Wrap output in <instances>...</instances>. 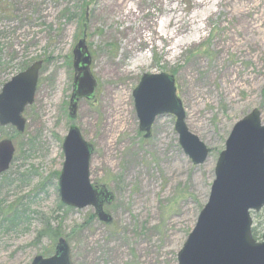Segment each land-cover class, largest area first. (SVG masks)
<instances>
[{
	"label": "rangeland",
	"instance_id": "rangeland-1",
	"mask_svg": "<svg viewBox=\"0 0 264 264\" xmlns=\"http://www.w3.org/2000/svg\"><path fill=\"white\" fill-rule=\"evenodd\" d=\"M84 38L97 88L72 119L74 50ZM37 62L25 133L0 126V143L15 148L0 176V264L52 257L61 238L71 264H178L234 126L253 110L264 124V0H0V92ZM146 74L174 76L186 124L211 151L204 164L182 149L172 115L145 139L133 93ZM122 92L130 116L109 129L106 105ZM71 127L93 147L92 184L114 197L105 204L111 224L61 201ZM252 217L261 241L264 209Z\"/></svg>",
	"mask_w": 264,
	"mask_h": 264
},
{
	"label": "water",
	"instance_id": "water-1",
	"mask_svg": "<svg viewBox=\"0 0 264 264\" xmlns=\"http://www.w3.org/2000/svg\"><path fill=\"white\" fill-rule=\"evenodd\" d=\"M91 55L82 39L74 50V93L69 113L76 117L82 98L92 99L97 81L90 72ZM42 62L5 84L0 92V126H13L24 134L27 121L25 109L35 102ZM140 131L145 139L152 136L158 117L176 118L175 130L184 152L195 165L204 164L211 153L209 148L186 124V112L177 96L176 80L168 74L144 75L133 93ZM261 112L253 110L233 128L220 154L209 201L201 211L197 224L181 251L178 264H264V234L258 242L252 234V212L264 208V124ZM65 163L59 178L61 201L76 209L93 207L97 218L111 224L112 217L105 204L113 195L91 182L90 161L93 147L80 130L71 127L63 144ZM15 148L10 140L0 143V175L9 171ZM32 264H71L70 249L64 238L59 240L52 257H36Z\"/></svg>",
	"mask_w": 264,
	"mask_h": 264
},
{
	"label": "bare ground",
	"instance_id": "bare-ground-1",
	"mask_svg": "<svg viewBox=\"0 0 264 264\" xmlns=\"http://www.w3.org/2000/svg\"><path fill=\"white\" fill-rule=\"evenodd\" d=\"M241 46V45H240ZM136 69V67L134 66ZM107 71H109L107 69ZM127 100H125V96L122 93H119L115 98H113V101L111 100L110 106L106 105V110H107V122L106 125L107 127L110 128H124L125 127V122L130 116L129 114V106L127 105ZM110 107V108H109Z\"/></svg>",
	"mask_w": 264,
	"mask_h": 264
},
{
	"label": "trees",
	"instance_id": "trees-1",
	"mask_svg": "<svg viewBox=\"0 0 264 264\" xmlns=\"http://www.w3.org/2000/svg\"><path fill=\"white\" fill-rule=\"evenodd\" d=\"M253 236H254L255 239H257V233H256L255 230H253ZM257 240H258V239H257Z\"/></svg>",
	"mask_w": 264,
	"mask_h": 264
}]
</instances>
